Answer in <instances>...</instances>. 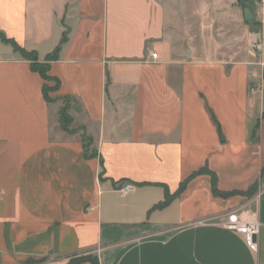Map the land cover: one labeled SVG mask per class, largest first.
Segmentation results:
<instances>
[{"label": "crops", "instance_id": "obj_1", "mask_svg": "<svg viewBox=\"0 0 264 264\" xmlns=\"http://www.w3.org/2000/svg\"><path fill=\"white\" fill-rule=\"evenodd\" d=\"M0 34V264H264V2L0 0ZM56 49L47 102L21 50Z\"/></svg>", "mask_w": 264, "mask_h": 264}, {"label": "trees", "instance_id": "obj_2", "mask_svg": "<svg viewBox=\"0 0 264 264\" xmlns=\"http://www.w3.org/2000/svg\"><path fill=\"white\" fill-rule=\"evenodd\" d=\"M239 3H240V0H239ZM0 37H3V36L0 34ZM21 52L30 61L31 69L33 71L38 72L41 75V77L43 78V80H45V81L53 80L55 82V84H56L55 87H52V86L50 87L46 84L43 86V96H44L45 100L47 102H52L53 99H51L49 97L48 93L57 88L59 81L48 75V67H49V61L53 59L54 55H56V53L58 52V49H56L55 52L52 55H50L46 59V61H44V62H39L37 57H36V53L33 51L32 52H25V51L21 50ZM108 81H109V79H108V74H107V83H108ZM63 99H64V102H66V104L61 106L59 109V124H60V127L63 131H65L67 133H72V132H74V129L68 128V125L72 122V117L68 114L67 99L66 98H63ZM81 138H82V142H83V148H84L85 156H87V157L96 156V152L89 148L91 145V138L86 136L85 134H83L81 136ZM192 176H194V174L189 176L186 180H184L180 184L176 194H178L179 192H181L185 188L186 184L189 182V180H190V178H192ZM212 191L214 194H220V192L216 189L215 176L213 174H212ZM168 198L169 197L167 196L163 203H166ZM84 261H88L91 264H99L96 257H94L92 255H82L79 257L71 258L66 264H79V263L84 262Z\"/></svg>", "mask_w": 264, "mask_h": 264}, {"label": "built area", "instance_id": "obj_3", "mask_svg": "<svg viewBox=\"0 0 264 264\" xmlns=\"http://www.w3.org/2000/svg\"><path fill=\"white\" fill-rule=\"evenodd\" d=\"M260 2L263 3L264 0H260ZM259 54L262 59L261 65L264 68V54ZM151 57L155 58L156 53H152ZM132 190L133 186L131 184H125L124 186L119 188V192L122 194ZM222 224L226 229L235 231L236 233L240 234L246 246L251 251H257V235L259 232V223L253 215L249 213H231L225 220H223Z\"/></svg>", "mask_w": 264, "mask_h": 264}, {"label": "rangeland", "instance_id": "obj_4", "mask_svg": "<svg viewBox=\"0 0 264 264\" xmlns=\"http://www.w3.org/2000/svg\"><path fill=\"white\" fill-rule=\"evenodd\" d=\"M246 0H240V3H244ZM258 2H260V0H257ZM250 30L251 31H255L257 28H256V24H255V22L253 23H251L250 25ZM52 83V87H55V82L54 81H52L51 82ZM63 104H66V102H63ZM69 114V113H68ZM73 127V123L71 122L69 125H68V128H72ZM59 128H61L60 126H59ZM73 129V128H72ZM83 254H79V255H74L72 258H74V257H79V256H82Z\"/></svg>", "mask_w": 264, "mask_h": 264}]
</instances>
